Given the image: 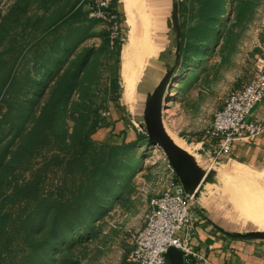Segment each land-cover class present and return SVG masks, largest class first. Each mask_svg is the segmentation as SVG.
<instances>
[{
  "label": "rangeland",
  "instance_id": "1",
  "mask_svg": "<svg viewBox=\"0 0 264 264\" xmlns=\"http://www.w3.org/2000/svg\"><path fill=\"white\" fill-rule=\"evenodd\" d=\"M173 4L182 46L164 121L197 154L227 96L264 57V0H169L170 12ZM88 10L85 0H0V264H131L151 199L176 177L138 106L126 113L134 139L105 141L115 102L124 104L113 89L117 80L124 92L122 58L108 45L111 26ZM154 59L137 80L141 111L175 66L176 46ZM236 168L250 182L264 176L263 163ZM236 178L227 174L222 191L231 182L239 190ZM236 210L240 231H264L263 211L252 206L245 220Z\"/></svg>",
  "mask_w": 264,
  "mask_h": 264
},
{
  "label": "built area",
  "instance_id": "2",
  "mask_svg": "<svg viewBox=\"0 0 264 264\" xmlns=\"http://www.w3.org/2000/svg\"><path fill=\"white\" fill-rule=\"evenodd\" d=\"M85 1L89 5V19L111 26V44L123 40V24L113 0ZM263 101L264 57H261L252 79L230 92L198 143L209 147L215 160L233 158L239 143H251L264 134V120L253 117L255 108ZM103 115L107 117L109 113ZM172 171L175 173L173 168ZM195 204V196L186 191L176 175L162 194L151 199L145 224L135 234V248L129 259L131 264H171L167 258L171 247L183 252L185 264H214L206 250L192 244L190 233L182 235L192 224Z\"/></svg>",
  "mask_w": 264,
  "mask_h": 264
},
{
  "label": "crops",
  "instance_id": "3",
  "mask_svg": "<svg viewBox=\"0 0 264 264\" xmlns=\"http://www.w3.org/2000/svg\"><path fill=\"white\" fill-rule=\"evenodd\" d=\"M146 1L150 13L153 15L155 25L153 47L150 53L149 63L155 60L154 58L165 61L173 52H170L165 57L162 56L165 47L169 43V30L165 42H162L164 39L162 38L164 37V31L160 32L159 30L161 27L160 22L166 19L167 23L168 17H170L172 12V10L170 12L169 0ZM119 6L128 28V37L131 26L126 20L127 17L124 11L123 0H119ZM125 42H123L122 48H124L123 45H125ZM156 51L158 56L155 57ZM144 72L145 70H143L137 80H141ZM137 80V98L135 97L134 102L129 103L125 99L124 92L123 94L121 93L122 95L120 94V99H123L124 104H120L119 101L115 102L117 105L111 111V125L101 130V133L105 136L106 142L121 143L123 141L129 142L134 139V135L127 125L126 113L133 110L136 106L139 107L140 101ZM138 107L137 113L139 111L144 117V111H141ZM253 117L264 120V101L255 108ZM198 145L197 154L193 153V155L203 168L216 171V182L207 184L196 199L192 224L182 232V235L186 236L190 233L192 244L196 248L206 250L211 255L214 264H264L263 239L235 237L232 235L233 233H240L242 231H240L236 225V220L238 219L237 210L229 194L222 191L221 183L225 176L231 173L238 163L264 164V134L257 137L256 140L251 143H239L234 149L235 156L233 158L226 157L215 160L210 154L209 147L202 146L200 143H198ZM244 218L246 219L245 215Z\"/></svg>",
  "mask_w": 264,
  "mask_h": 264
},
{
  "label": "water",
  "instance_id": "4",
  "mask_svg": "<svg viewBox=\"0 0 264 264\" xmlns=\"http://www.w3.org/2000/svg\"><path fill=\"white\" fill-rule=\"evenodd\" d=\"M167 27L169 43L162 56L168 55L176 46L177 61L175 66L167 70L156 89L147 96L144 110L145 127L150 144L159 146L165 152L186 191L197 199L207 184L216 182V171L203 168L193 154L179 146L169 134L164 121V100L178 68L182 46V29L177 4L173 5L171 16L167 20ZM239 234L246 238L264 240V231L259 229ZM167 258L171 264H185L183 252L175 247L169 248Z\"/></svg>",
  "mask_w": 264,
  "mask_h": 264
},
{
  "label": "bare ground",
  "instance_id": "5",
  "mask_svg": "<svg viewBox=\"0 0 264 264\" xmlns=\"http://www.w3.org/2000/svg\"><path fill=\"white\" fill-rule=\"evenodd\" d=\"M123 2L124 11L127 17L126 20L130 24L131 30L129 31L126 44L122 51V78L125 99L129 103H133L136 97V80L140 77L141 73L149 63L150 53L153 47L155 25L153 15L150 13L146 0H123ZM168 102L169 95L167 92L164 100L165 109L168 106ZM171 137L179 146L184 148L182 143L176 137ZM232 172L238 178L241 177L242 179L243 177V180L239 178L242 182H240V180L236 181L238 182L236 184H240L238 185L240 186L239 190H237V187H233L234 190L230 187L229 190L228 186H231L232 184V182L231 184L229 183L230 181L228 182L229 185H227V191H229L227 194L231 196L232 192L234 195L233 197L231 196L230 199L234 207L240 211L241 216L244 218L246 211L250 210L252 206L257 207L264 212V184L261 185L263 186L262 188L258 185L259 182L260 184L262 183L264 176L261 177L260 181L256 178L253 179L258 181H256L257 184L255 181L250 182L252 177H249L251 178L249 181L247 177H245L249 173L246 169L236 168ZM238 178H236V180ZM223 186L225 185L223 184Z\"/></svg>",
  "mask_w": 264,
  "mask_h": 264
},
{
  "label": "trees",
  "instance_id": "6",
  "mask_svg": "<svg viewBox=\"0 0 264 264\" xmlns=\"http://www.w3.org/2000/svg\"><path fill=\"white\" fill-rule=\"evenodd\" d=\"M113 5L115 6V7H117V10H118V13H119V15H120V19H121V21H124V18L122 17L123 16V13L121 12V10H120V6H119V0H113ZM79 11H82V8L79 10ZM123 43H122V40H117L116 42H115V48L116 49H118L117 50V61L119 60L120 61V55H121V48H122V45ZM108 45L110 46V48H113V46L114 45H111V38H110V36H109V39H108ZM113 89H114V92L115 93H117V95H119L118 96V98H117V100L118 99H120V91H119V89H118V81L117 80H115L114 82H113ZM93 128H94V126H93ZM53 203V202H52ZM233 236H235V237H243V236H241L239 233H233L232 234Z\"/></svg>",
  "mask_w": 264,
  "mask_h": 264
}]
</instances>
